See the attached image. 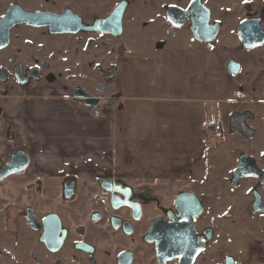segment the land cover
Masks as SVG:
<instances>
[{"label":"flooded vegetation","instance_id":"1","mask_svg":"<svg viewBox=\"0 0 264 264\" xmlns=\"http://www.w3.org/2000/svg\"><path fill=\"white\" fill-rule=\"evenodd\" d=\"M88 1H95L98 12L89 23L69 5L60 10L45 6L27 9L14 3L0 17L1 21L17 5L25 12L63 19L65 30L78 28L76 19L82 25L78 31L55 32L44 20L39 25L17 23L9 28L8 43L0 47V51L9 48L14 34L25 42L24 48H17L0 65V240H10L4 251L11 264H264V156L241 151L229 175L204 173L202 177L189 174L158 179L97 168L85 172L79 164L50 163V158L37 156V150L18 146L19 126L35 122L29 112L37 95L50 93V99L55 96L52 92L56 86H47L50 70L55 67L51 62L57 64L55 68H62L60 76L55 75L57 80L73 70L70 43L65 36H77L84 43L92 41L84 49V53L93 55L89 60L92 73L102 81L103 77L111 81L116 76L115 62L111 63L113 56L109 57L108 52L127 46H117L115 41L125 32L131 2ZM172 6L196 12L198 23L188 15L182 26L174 25L168 14ZM116 10L123 11L119 32L117 23L107 22ZM164 13L169 27L176 31L172 39L184 30L190 33L192 43L196 40L211 49L264 52V0H190L186 6H165ZM97 24L102 28L83 29ZM24 30L34 31L33 38H28ZM194 31L208 41L198 40ZM59 38L61 43H57ZM52 42L61 59L37 57ZM31 47L35 56L26 51ZM102 52L107 53L106 59ZM35 57L39 64L32 63ZM237 62L240 73L243 66ZM40 81L43 83L37 85ZM17 88L23 90L15 101L19 103L7 111L5 98ZM92 88L67 86L66 96L95 113L104 103L107 107L114 103L105 81ZM81 91L86 95H77ZM96 100V106L88 104ZM252 116L246 109L233 112L231 131L248 135L247 122ZM7 144H13V148L6 152ZM20 151L29 158L25 169L2 175Z\"/></svg>","mask_w":264,"mask_h":264},{"label":"crops","instance_id":"2","mask_svg":"<svg viewBox=\"0 0 264 264\" xmlns=\"http://www.w3.org/2000/svg\"><path fill=\"white\" fill-rule=\"evenodd\" d=\"M149 53L117 63L114 103H104L97 113L85 107L84 120L74 114L73 130L92 137L75 142L79 148L73 157L61 140L53 143L48 137L58 133L55 117L63 121L66 113L45 106L47 99L33 102L31 120L43 124L41 131L31 132L39 140L36 155L50 163L79 164L85 172L202 177L212 141L207 131L215 132L225 116L245 109L244 104H263L264 52L215 50L182 36ZM229 60L240 61L242 71L230 73ZM62 98L72 105L69 96ZM208 124L212 128L205 130ZM59 125L64 129L67 123Z\"/></svg>","mask_w":264,"mask_h":264},{"label":"rangeland","instance_id":"3","mask_svg":"<svg viewBox=\"0 0 264 264\" xmlns=\"http://www.w3.org/2000/svg\"><path fill=\"white\" fill-rule=\"evenodd\" d=\"M112 1L113 4L118 0H112ZM129 1L131 2V6L128 10V14L125 19L126 20L125 32L121 38L115 41L116 42L115 44L117 46L127 44L126 47L128 48L118 47L113 51L108 52L109 57L110 54L113 56L112 58L113 60L111 61V63L115 62L114 67H117L116 63H119L122 59L128 60L130 58L137 57V55L140 56L149 55L150 54L149 52L154 50L153 48H157V46L165 47L166 45H168V43L172 39L171 37H173L172 34H175L176 31L173 30V28L169 27V24L165 18L164 7L170 4H177V5L180 4L182 6H186L190 0H129ZM94 2L95 1H88V0H0V17L4 14L5 10L14 3H19L27 9H37L40 8V6L41 7L45 6L51 9L60 10L64 6L69 5L71 6V8H73L74 11L81 13L83 15L85 22L89 23L93 20L95 15L98 14V12H96L94 9ZM25 31L27 30H24V32ZM27 32H28L27 35L28 38L32 39L34 36V31H27ZM179 32L180 34H182L179 35L180 38H182V36L186 37L191 42L189 32H185L184 30H180ZM17 36L18 35L14 34L13 40L11 42V46L9 48L5 49L4 51L3 50L0 51V65L4 62V60L7 59V57L13 56L17 48L18 49L24 48L25 42H23V40L22 41L19 40ZM65 37L68 39L70 43L69 62L70 65H72L73 70H71L70 72H65L63 80H57L55 79V75L58 73L57 75L60 76L59 74H61L62 68L61 69L55 68L57 67V64L55 62H51V66H55V67H53L52 70H50V73L51 72L52 73L50 75L49 83H47V86H52V85L56 86L54 87L55 90L52 92V94L57 93V95H55V97L50 99V93H48V95L38 94L36 101L42 102V99L40 98H43L44 100L48 99L45 106H49L50 108L52 107L54 111L58 112L59 114L66 113L64 115L65 117H63V121L59 119L60 115H57V117H55V121L53 125L54 126L57 125L58 133L49 132L48 137L51 138V141L53 143H57L58 140H61V142L63 143L62 149L64 148L69 149V150L66 149L68 155L73 157L75 154L74 150H77L79 148V146H75L76 144L75 142L83 141L85 138L92 136L88 132H84L81 130L79 131L73 130L75 128L74 126H72V123L75 122L74 114L79 115L83 120L87 119L86 113L85 111H83L85 110L84 106L77 105L74 102L71 105L69 100L63 99L60 96L68 95L66 89L67 86L69 87L84 86L87 90L90 89L93 90L92 87H94L95 84L103 81L107 83V86L110 91L109 95L113 96L114 94L112 91L115 89V78H113L112 76L111 81H109V77L106 76L103 77V81H102L101 80L102 78H100V76L92 73L94 68L93 65L90 64L89 60L93 58V55L84 53V49H86L87 45L89 44L91 45L92 41L89 40V43L87 41L84 43V40L80 42L81 38L78 39L79 37L77 36H70V37L65 36ZM62 41H63L62 38H59L57 40V43H61ZM193 44L198 45L199 43L196 40H193ZM50 45L51 46H49L48 50H45L43 53L37 54V57L44 59L49 58L50 61L51 60L56 61L55 58L61 59L60 58L61 53L60 51H57L55 42L50 43ZM73 48L74 51L76 50L75 53L73 51ZM26 51H29L28 53H33V56H35L33 47L29 48ZM50 54H53L54 57L50 58ZM102 55H104L106 59L107 53L102 52ZM39 58H36L34 61H32V63L36 62L37 64H39L40 62ZM83 62H86V64H84ZM84 66H86V68H84ZM46 75H48V73ZM42 83L43 81H40L37 83V85ZM13 84H15V82ZM10 91H13V93L8 95L10 96V98L8 97L5 98L7 111L8 110L11 111L10 109L15 108V105L19 103L17 102L15 104V101L22 96L23 90L17 88L15 90L12 89ZM243 108L253 113V116L247 122L248 124L247 126L249 127V133H247L248 135L243 136L239 132L236 133L234 131H231L230 121L232 114H228L227 116H225L221 126H218L215 132L207 131L206 134L207 138H209V140H212L210 138H213L214 140L210 141L211 143L208 144L209 151L207 152L205 157V161H206L204 167L205 173H211L212 175L216 173L229 175L235 166L236 157L243 150L252 151L253 154L255 153L256 157L264 156V104H254V105L244 104ZM242 110H238V112ZM233 111L237 112L236 110ZM62 122L67 123V126L64 129H61V126L59 125V123ZM23 125H25L26 127ZM21 126H23V128H21ZM44 127L46 126L44 125ZM41 128H43V124L38 120H35L32 126L30 125V123L21 124L18 128L19 129V135L17 139L18 146L24 145V147H27V149H30L31 151L32 150L41 151L37 147L39 145L38 136L35 134H33L34 137L31 136V132L37 133L36 131L37 130L41 131ZM1 135L2 133L0 130V136ZM1 139H3L2 136ZM67 143L70 144V147L66 146ZM12 146L13 144L12 145L7 144L5 146V151L7 152L9 149L11 150L13 148ZM44 150H46V148H44ZM261 165L264 166L262 162ZM44 166H47V164H45ZM165 179L168 178L165 177ZM9 243L10 240H6V239L0 240V264H11L10 259L8 258V256L4 251V247H6Z\"/></svg>","mask_w":264,"mask_h":264},{"label":"water","instance_id":"4","mask_svg":"<svg viewBox=\"0 0 264 264\" xmlns=\"http://www.w3.org/2000/svg\"><path fill=\"white\" fill-rule=\"evenodd\" d=\"M199 8L203 11V6L199 4ZM205 12V10L203 11ZM123 11L122 10H116L112 16L108 19L107 22H115L118 24V32H119V24L121 21ZM207 13V12H205ZM168 14L170 21L177 26H182L184 19L188 17V15H192L193 19L198 23L199 17L196 16L197 13L191 12V9L187 11H183V9L172 6L168 8ZM195 15V16H194ZM52 15H46V13H30L25 12L22 10L19 6L15 5L12 6L11 9L7 12L6 16L0 21V47L5 46L9 41V28L17 23L27 22L29 24L33 25H39L40 23H43L42 21H46L44 24H49L51 26V30L55 32H65V31H78L81 29V22L76 19L75 24L78 26V28H74L73 30H65L64 24L65 22L63 19H56L55 17H51ZM54 25L57 26V29L54 28ZM102 28L100 25H95V27H83V29H100ZM104 31V30H103ZM194 35L198 40L201 41H208V38L203 36L200 33H197L194 31ZM240 63L234 60H230L228 64V70L233 73L237 74L240 71ZM77 95L84 96L86 93L84 91H81ZM98 103V100H96L93 104L88 103L90 105L96 106ZM28 156L24 151L18 152L14 157L12 158V161L6 165V167L3 170L2 175L11 174V173H20L22 172L25 167L28 164Z\"/></svg>","mask_w":264,"mask_h":264},{"label":"trees","instance_id":"5","mask_svg":"<svg viewBox=\"0 0 264 264\" xmlns=\"http://www.w3.org/2000/svg\"><path fill=\"white\" fill-rule=\"evenodd\" d=\"M212 128V125L211 124H208V125H206V127H205V130H209V129H211ZM206 133V132H205Z\"/></svg>","mask_w":264,"mask_h":264},{"label":"built area","instance_id":"6","mask_svg":"<svg viewBox=\"0 0 264 264\" xmlns=\"http://www.w3.org/2000/svg\"><path fill=\"white\" fill-rule=\"evenodd\" d=\"M211 139H213V138H211Z\"/></svg>","mask_w":264,"mask_h":264}]
</instances>
